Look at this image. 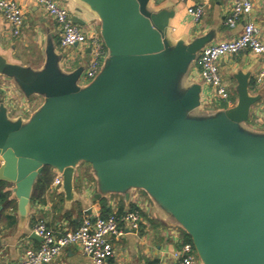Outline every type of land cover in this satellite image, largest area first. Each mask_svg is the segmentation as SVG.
Returning <instances> with one entry per match:
<instances>
[{
    "label": "water",
    "instance_id": "1",
    "mask_svg": "<svg viewBox=\"0 0 264 264\" xmlns=\"http://www.w3.org/2000/svg\"><path fill=\"white\" fill-rule=\"evenodd\" d=\"M76 1L99 21L107 49L91 82L79 84L82 67L65 71L51 43L38 71L0 62L26 99H43L26 121L10 120L0 106V184L11 185L19 216L45 167L61 175L72 202L85 163L97 183L94 202L144 191L201 264H264V133L245 125L259 99L248 75L238 76L232 107L206 114L201 86L187 75L210 37L173 43L174 12L152 11L150 0Z\"/></svg>",
    "mask_w": 264,
    "mask_h": 264
},
{
    "label": "crops",
    "instance_id": "2",
    "mask_svg": "<svg viewBox=\"0 0 264 264\" xmlns=\"http://www.w3.org/2000/svg\"><path fill=\"white\" fill-rule=\"evenodd\" d=\"M56 1L67 7L72 17L79 18L82 22L79 26L86 28L95 24L99 31L97 18L76 0ZM18 2L24 16L20 36L12 37L9 27L0 15V62L38 71L45 62L46 46L51 43L62 56L61 66L65 71L72 72L79 67L83 71L89 59L88 49L61 48L58 26L45 10L32 0ZM231 2L232 0H150L149 8L152 11L164 9L174 12L168 28L169 38L173 43L183 41L184 44H189L197 38L208 36L210 39L205 48L219 41L230 40L241 32L242 23L234 27L225 24V18L231 11ZM196 6L203 7V15L198 23L193 22L187 14V9ZM249 20L260 28L264 41V0H253V11ZM195 61L189 69L187 81L201 86V110L206 114H214L232 107L238 99L237 78L240 74L248 75L249 94L259 99L251 107L245 125L254 133H264V83H255L262 61L245 51L218 60V70L229 95L227 102L211 96L199 78ZM0 94V106L6 109L10 120H28L36 111L32 100L40 99V96L26 99L13 81L1 74ZM41 105L42 103L39 107ZM85 165L88 164H79L76 169L75 199L70 203L65 201L60 187L54 186L57 173L53 168L45 167L33 186L30 205L24 218L17 212V201L11 193V185H0V264L18 263L23 259L26 250L40 246L42 240L31 238L37 220H42L48 229L56 233L71 232L79 226L83 216L101 217L102 201L106 202L112 214L138 210L141 216L139 232H126L119 240L114 241L115 256L104 264H153L158 261L162 264H175L171 254L185 242V232L162 213L142 190H131L127 200L121 194H110L94 202L97 183L90 166L86 169ZM50 264L93 263L77 246H69Z\"/></svg>",
    "mask_w": 264,
    "mask_h": 264
},
{
    "label": "built area",
    "instance_id": "3",
    "mask_svg": "<svg viewBox=\"0 0 264 264\" xmlns=\"http://www.w3.org/2000/svg\"><path fill=\"white\" fill-rule=\"evenodd\" d=\"M32 1L42 7L57 24L61 48L76 47L89 50V59L80 75L79 84L83 86L91 82L107 57V49L96 25L82 28L75 24L68 8L56 0ZM231 3V11L225 18V24L234 27L242 23L241 32L230 40L208 45L195 61L202 84L208 88L211 96L223 102L228 101L229 95L218 70V60L222 57L245 51L259 58L262 61V68L255 78V83L256 85L264 83V41L260 28L249 20L253 11V0H232ZM187 14L193 22L198 23L203 15V7L189 8ZM0 15L9 27L12 37L20 36L24 16L18 0H0ZM61 182V175L56 174L54 186L60 187ZM140 223L141 216L138 210L119 215L112 214L107 218L83 216L75 230L61 234L48 229L42 220H37L32 232L40 237L42 242L38 248L26 250L23 259L15 264H50L69 246H77L93 264H104L115 256L113 242L119 240L126 232L134 234L139 232ZM171 257L175 264H201L190 242L182 243L172 252ZM153 264L162 263L158 261Z\"/></svg>",
    "mask_w": 264,
    "mask_h": 264
},
{
    "label": "trees",
    "instance_id": "4",
    "mask_svg": "<svg viewBox=\"0 0 264 264\" xmlns=\"http://www.w3.org/2000/svg\"><path fill=\"white\" fill-rule=\"evenodd\" d=\"M0 185H5V184L2 183ZM100 208H101V211H102V215H101L102 218H107V217L112 215V213H111L112 211L109 210V208L107 207V204H106L105 201L100 202ZM121 212H123V211H118L119 214H121ZM187 242H190V240H189V238L187 236H185V243H187Z\"/></svg>",
    "mask_w": 264,
    "mask_h": 264
},
{
    "label": "rangeland",
    "instance_id": "5",
    "mask_svg": "<svg viewBox=\"0 0 264 264\" xmlns=\"http://www.w3.org/2000/svg\"><path fill=\"white\" fill-rule=\"evenodd\" d=\"M64 50H66V48H64ZM78 54H81V53H78ZM42 101H43V100L41 99V97H40V99H36V98H35L34 100H32L31 103L34 104V106H33V107H34V110H37L36 108L39 107V105L42 103ZM86 167L89 168L88 165H85V168H86ZM87 168H86V169H87ZM86 169H85V170H86Z\"/></svg>",
    "mask_w": 264,
    "mask_h": 264
}]
</instances>
